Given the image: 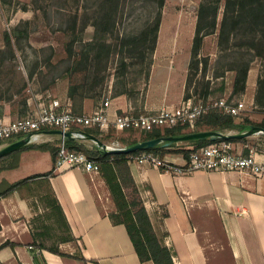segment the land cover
I'll list each match as a JSON object with an SVG mask.
<instances>
[{"label": "crops", "instance_id": "0c3cea01", "mask_svg": "<svg viewBox=\"0 0 264 264\" xmlns=\"http://www.w3.org/2000/svg\"><path fill=\"white\" fill-rule=\"evenodd\" d=\"M32 17V11L16 10L9 21L14 25L29 21L32 26ZM160 32L159 27L158 45ZM158 45L152 58L147 101L140 107L142 113L176 107L184 101L183 82L171 83V76L174 81L177 78V72L172 73L177 70L173 56L180 51L160 59ZM185 61L187 65L188 56ZM182 62L181 58L179 70ZM32 75L36 79V73ZM165 82L169 83L162 91ZM67 89L68 80L61 76L47 90L63 100L70 99ZM0 102V119L21 116L16 102ZM96 106L90 99H82L76 110L87 114ZM129 107L134 106L128 101L109 105V117ZM16 140L3 142L0 149ZM102 141L109 145L114 140ZM58 142L59 135H40L38 142L0 158V192L24 179L48 174L46 178L26 180L0 197V264H154L139 260L125 226L110 218V192L100 170L97 175L81 169L54 170ZM236 142L243 146L247 143L244 139ZM89 143V149L96 148ZM254 151L257 160L264 162V151ZM167 156L171 161L179 155ZM128 172L155 236L172 253L173 264H264V180L236 172L174 175L135 163L128 164ZM50 191L62 209L71 237L57 245H49L45 240L49 235L41 226L42 221L52 224L54 231L59 225L43 201Z\"/></svg>", "mask_w": 264, "mask_h": 264}, {"label": "trees", "instance_id": "16d2710c", "mask_svg": "<svg viewBox=\"0 0 264 264\" xmlns=\"http://www.w3.org/2000/svg\"><path fill=\"white\" fill-rule=\"evenodd\" d=\"M2 1L5 2V0ZM144 1L153 2L157 5L158 11L155 17L147 21L144 29L140 33L126 35L121 34L116 27L119 23L117 17L120 14L118 13L120 0H97L95 3L96 7L92 12L93 17L90 24L94 29V34L91 40L85 42L81 34L90 18L85 16L78 29L77 21L79 15L77 12H58L59 19L62 22L54 31H60L64 35L63 49L65 57L61 60L62 62H67V67L58 76L67 78V95L76 105L80 106L82 99L94 98L93 92L96 86L104 80L101 72L107 69L108 62L112 56L116 57L117 60L115 68L116 77L126 76V82L132 83L139 82L142 74L144 79L148 78L149 66L152 63L161 21V12L159 9L163 6L164 0ZM222 1L223 10L219 24H217V5L199 6L196 15L197 20L192 39L190 59V65L195 64L196 68L198 61L194 60L197 59L203 38L216 32L219 46L227 44L231 39H235L240 34V36L246 38L240 45L244 46L248 51H253V54L249 53L251 56L262 57L264 55V0ZM34 15L36 16L35 11ZM29 25V21H22L15 25L11 32L4 33L5 46L10 50L11 56H14L13 43L28 37ZM107 34L112 36L111 38L116 42L108 41L104 37ZM78 44H80V48L77 46ZM51 58H47V62L52 66ZM250 62L251 59L241 65L236 66L232 64L229 67L230 71H235L231 92L232 99H237L243 93ZM119 73L120 75H118ZM208 84H206V88H209ZM258 86L255 101L258 106L264 109V89L261 87V81L258 82ZM127 92L123 90L114 93V96H126L128 95ZM214 92L221 95L223 86L221 85ZM214 92L212 91V94ZM189 98V96H186V100ZM79 106H76V108ZM251 126L264 128V119L258 123L250 121L247 118L237 119L219 110H211L201 115L196 122L195 130L189 129L187 123L177 124L172 128H155L152 132L143 133L140 139L125 143V145L130 146L139 141L153 138L168 136L180 137L195 131L211 130L224 132L226 130H234L235 133H241L247 131ZM89 130L87 131L90 132ZM125 131L127 130L123 132ZM237 140L230 139V141ZM210 142L212 140L206 138L184 141L183 145L178 146L174 143L166 147L159 144L145 151L153 152L160 158L164 157V155H181L185 159H188V145L201 146ZM66 144L70 149L84 152L98 164L101 177L110 192V205L113 209L110 218L114 223L125 226L139 260L141 262L151 260L154 264H173L172 253L165 246H162L155 236L148 215L138 196L137 188L128 172L127 160L129 156H135L140 151L129 154L103 153L100 149H89L86 145L77 143L74 140H67ZM244 152L247 154L248 150ZM47 176V173L36 175L12 184L5 191L0 192V197L6 195L12 189L17 188L26 180L46 178ZM127 189H130L134 194L132 200H129L126 196L125 191ZM43 201L51 208L50 215L55 216L64 232V237L61 238L60 242L70 240L69 227L53 193L50 191ZM51 250L56 252V250ZM78 258L85 260L80 255H78Z\"/></svg>", "mask_w": 264, "mask_h": 264}, {"label": "rangeland", "instance_id": "374dc122", "mask_svg": "<svg viewBox=\"0 0 264 264\" xmlns=\"http://www.w3.org/2000/svg\"><path fill=\"white\" fill-rule=\"evenodd\" d=\"M96 2L97 0H5V2L0 0V101L16 102L17 105H20L19 111L21 116H23L27 111L31 110L38 98L46 99L47 96L50 98H60L58 93L53 94L47 90L51 88L57 78L61 77L58 75L67 67V62H62L61 60L65 57L63 49L64 35L60 31H54L62 22L59 19L58 12H77L79 15L77 21L78 29L84 17H89L88 24L81 34L84 42L89 41L94 34V29L90 24ZM200 5H217V24H219L223 10L222 0H164L163 6L159 9L161 12L159 26L161 32L159 45L156 43V47L158 45L160 59L168 58L169 55L172 56L176 50L180 51L179 54L177 53L173 56V61H175L178 71L174 70L172 72H177V78L174 81V77L171 76V83L175 82L176 85H179V83L183 82L184 92L183 99L181 100L186 101V96H189L192 103L204 102L207 98L215 99L223 97L228 91L232 92L235 71H230L229 67L232 64L236 66L241 65L251 59L243 93L233 100L239 101L244 94L249 99L253 97L256 107L251 112H247V115L243 116L242 119L247 118L250 121L261 122L264 119V109L258 106L255 97L259 81H261V87L264 89V55L262 57L251 56L250 54H253V51H248L244 46L240 45L246 38H243L239 34L227 44L219 46L217 32L209 34L203 38L197 59L194 60L198 61L197 68L195 64L190 65L192 39L195 28L193 26L196 24V15ZM16 10L32 11L33 17L31 18L32 26L29 25L28 37L13 43L14 56H11L10 50L5 46L4 33L11 32L12 28L15 27L14 24H10L9 20ZM34 11L36 12V16L34 15ZM157 11L158 7L153 2L120 0L117 30L121 34L126 35L140 33L147 21L155 17ZM21 22L22 20L19 21V23ZM56 32L62 34L61 38L56 36ZM104 37L108 41L116 42L109 34ZM77 46L80 48V44ZM187 56L188 61L187 65H185L184 62H186ZM49 57H52V66L47 62V58ZM181 58L183 68L179 70ZM116 62V57L112 56L108 62L107 69L101 72L104 80L96 86L93 92L94 98L90 99L92 105L98 106L105 98H109L110 105H122L124 101H128L130 105L134 106L131 108L134 114L142 113L143 110L141 111L140 107L146 103L150 89L149 86H151L150 72L152 63L149 66L148 78L144 79L142 74L139 82L132 83L126 82V76L116 77ZM171 63L170 61L169 64ZM34 72L36 73L35 78L37 80L32 77ZM180 74L181 76L178 77ZM55 76L57 77L54 78ZM166 83L168 85L169 82L161 84L162 91ZM207 83H209V88H206ZM221 85L223 86V92L221 95H218L214 90ZM123 90L128 91V95L114 96V93ZM212 91L214 92L213 94ZM73 105L75 109L78 106L74 101ZM80 105H82V102ZM123 111L121 110L120 113ZM91 131L89 132L91 134L98 133L94 129H91ZM228 131L235 133L234 130ZM101 134L103 136L102 140L112 138V140L121 144L138 140L143 136L142 132L133 129L125 132L111 130ZM9 141H12V139ZM244 142H247L254 150L257 148L264 151V135L262 134H254L244 138ZM247 143L245 144L248 145ZM82 144L86 146L91 145L89 142ZM125 193L129 200L134 198V194L130 189H127ZM41 226L44 228V233L49 235L45 239L49 245L59 244L61 238L64 237V232L60 225L54 231L51 228L52 224L47 223L45 225L44 221H42Z\"/></svg>", "mask_w": 264, "mask_h": 264}, {"label": "built area", "instance_id": "2783aa9c", "mask_svg": "<svg viewBox=\"0 0 264 264\" xmlns=\"http://www.w3.org/2000/svg\"><path fill=\"white\" fill-rule=\"evenodd\" d=\"M109 105V98H105L95 109L85 114L77 111L70 99L61 100L48 96L46 99L38 98L31 110L23 116L13 120L0 119V146L11 139L21 141L20 147L38 142L40 135H49L46 131L51 130L72 131L74 141L77 143L92 142L85 140V133H89L88 129L97 131L98 133L93 135L98 138L103 137L101 133L111 130L133 129L148 133L155 128H172L184 123H187L189 129L195 130L197 120L208 111L219 110L237 119H242L247 112H251L256 107L253 97L249 99L244 94L242 99L234 101L231 98V91L225 93L223 97L207 98L204 102L192 103L190 99H187L176 107L163 106L139 114H134L129 107L127 111L117 113L112 118L109 117ZM220 133L236 134L228 130ZM66 141L63 135H59L55 150L54 170L81 169L91 175H97L100 170L98 164L84 152L70 149ZM174 144L183 145V142ZM107 147L110 149L123 148L117 141H113ZM244 147L248 148L247 154L243 150ZM96 149L99 147L96 146ZM187 149L189 150L188 159L179 155L170 161L167 155L160 158L155 153L144 150L135 156L130 155L127 164L147 165L160 172L174 175L236 172L264 180V162H259L256 157L257 152L247 145L243 146L239 142L217 137L205 145H188ZM175 159L180 161L177 162Z\"/></svg>", "mask_w": 264, "mask_h": 264}, {"label": "water", "instance_id": "95a60500", "mask_svg": "<svg viewBox=\"0 0 264 264\" xmlns=\"http://www.w3.org/2000/svg\"><path fill=\"white\" fill-rule=\"evenodd\" d=\"M48 134L51 135H63L66 140H74L73 136L74 133L72 131L69 132H62L60 130H51L46 131ZM254 134H262L264 135V128L262 127H256L251 126L247 131L236 133V134H222L218 131H195L188 133L186 135L180 136V137H161V138H153L148 140L139 141L137 143H134L133 145L126 146L123 148H115L110 149L107 147V145L102 141L101 138H98L97 136L85 133V140L86 141H92L97 147H99L100 150H102L103 153H122V154H129L135 151H144L147 149H151L156 147L159 144H162L163 146H168L172 143L177 142H184V141H190V140H198V139H206L210 138L212 141H214L217 137H220L221 139H244L249 136H252ZM21 141H15L6 147L0 149V158L9 153L10 151L20 147Z\"/></svg>", "mask_w": 264, "mask_h": 264}]
</instances>
